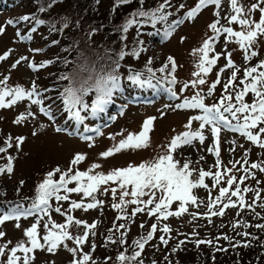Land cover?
I'll return each instance as SVG.
<instances>
[{"label":"rangeland","instance_id":"rangeland-1","mask_svg":"<svg viewBox=\"0 0 264 264\" xmlns=\"http://www.w3.org/2000/svg\"><path fill=\"white\" fill-rule=\"evenodd\" d=\"M17 1L19 2V0ZM103 1V6L105 7L113 3L114 0ZM26 2L28 3L26 5L24 0L22 3H19V9H16L14 5H10L9 2L3 4L5 8L0 6V26L4 28L3 33H0V56L8 53L5 59L0 60V80L8 77L6 82L7 87L15 88L16 86H21L26 90H31L33 84H35L36 91L41 93V95L39 97L34 96L32 99H41L42 104H33L32 99L25 98L11 107L0 108V147H7L6 143L3 144L1 142L2 136L6 140L9 137L12 138V147H8L5 152L0 153V167H5L9 162L8 158L11 157L13 169L11 173L7 171L0 173V215L8 212L10 208L16 205L28 208L36 196L37 186L45 179L46 174L56 167H59L62 171H67L71 160L77 153L85 155L86 159L80 164L73 166L74 171H87L93 164H99L100 168L94 169V172L107 174L113 169L124 168L129 164L138 165L166 154L168 145L173 137L189 130L202 132L205 137L203 143L197 138L193 140L191 145L178 147L172 155L175 160L179 161L180 166L185 161H191L190 169L196 170L193 171V177L198 175V170L200 169L223 172L225 168H232L233 170L230 175H235L239 179L242 176L241 174L247 175L241 165L249 167L255 161H264V149L247 140L241 133L222 128L219 133V160L221 161V166L217 168L216 161L218 157L214 152L208 151L209 148H214L216 140L211 131L212 126L205 125L201 129V121L192 120L191 128L185 127L193 116L202 115V111L200 109L175 107L177 104L183 103L185 98H191L197 91L202 90L205 98L204 102L208 106L218 103L221 95L224 93L223 83L227 82L228 77L231 75V70L228 69L221 74V84H218L214 92L208 95L209 86L216 80L220 68L226 64L224 55H221L217 64L213 66L212 71L204 77L206 80L205 85H200L197 88H193L190 85L188 88H184V85L196 79L193 73L198 70L196 64L198 63L199 55H193V50L200 48L205 39L214 36L208 25L218 18L214 15L215 12L219 11L220 25L232 27L234 31L241 30L238 23L230 24L225 18L232 14L230 0H222L220 9H217L214 5L207 6L201 10L195 19H186L185 14L195 7L198 0H170L171 7H167L166 11L172 13V15L168 17L167 21H158L155 25L152 23L149 25L146 21L138 30L130 32L129 36L125 34L124 42L129 47V53L126 55L128 59L135 52L138 40L142 46H145V52L137 64L141 63L145 65L144 62L148 60V64L154 66L156 63L162 64L167 57L171 56L175 60L177 67L174 72H171L172 77L161 79V82L164 84L158 83L159 77L151 76L152 86L145 84L142 86L143 90L137 92L138 84L133 83L132 80L125 76V87L117 90L119 93L106 106L105 111L93 115L89 107L88 110L81 111V115L85 117L82 122L75 121L71 117V113L65 109L60 92L56 91V89L60 90V87L55 88L50 84L49 73L50 71L56 72L53 69L54 67H50V63L44 67H39L40 64L50 61L48 57L55 53V44L60 40L61 36L59 34L53 36L47 30L44 32L40 30L32 31L27 27L24 30L21 27L22 20L19 17H22L23 14L28 15L32 9V4H34L33 0H26ZM256 2L257 0H240V3L245 8L250 7ZM147 3L162 4L164 0H149L143 4L147 5ZM181 4L184 5V8H180ZM22 6H25L26 9H22ZM139 6H136V8ZM143 9L148 10L146 7ZM252 18L258 21L260 12L256 11L252 13ZM175 20H182L183 22L176 26L169 36L164 37L165 29ZM9 21H13V23H9ZM118 24L117 21L116 25ZM22 29L25 31V34L21 31ZM63 29L61 28L60 30L62 31ZM120 29L121 27H118V30ZM88 35L90 36L91 32ZM225 35H222L218 40L213 42L214 51L209 53L210 57L216 53L225 52ZM21 36H31V39H21ZM76 36L77 43L79 40H85L86 38L83 32H80L79 35L76 32ZM145 42L147 43L145 44ZM37 49L40 51H35ZM255 50L258 51V56L245 62L243 50L239 48L238 44L235 42L227 43L226 51L232 52V60L240 68L236 81L237 84L243 78L245 67L255 66L259 61L264 60V38L259 40ZM22 57L26 59H21ZM151 57L154 61L152 60L149 63ZM18 60L20 63L17 64ZM118 60L125 64L126 70L124 73L131 75L130 68L126 66L127 63L122 59ZM84 63L85 61L82 64ZM14 64L16 65L15 67H13ZM30 64L36 67H30ZM69 64L74 67L75 61H71ZM157 66L159 65L156 64L154 68ZM170 71L171 65L165 69L167 74H170ZM87 75V72L81 73L77 77V80L80 81ZM173 77L175 78V83H170ZM140 79L149 80L147 77ZM67 86L68 84L64 85L63 89ZM3 87L5 85L0 84V88ZM169 88L172 92L176 93L175 96L168 91ZM94 93H88L84 96V101L89 106L95 99ZM8 99H11V97H6V101ZM245 99L246 102L250 103L253 99L252 94L249 93ZM117 100L118 103L116 102ZM116 104L117 106L120 104L118 108ZM42 107L47 109L48 112H42ZM119 110L121 113H119ZM28 112L33 113V115L28 116L26 120L20 123H15L20 114L24 113L27 115ZM149 117H154L155 119L152 130L149 133L147 147L122 150L108 158L101 156V153L113 148L122 139H125L129 133H139L142 130L144 121ZM229 119H231L230 116ZM235 122L233 121V123ZM86 128L95 131H86ZM34 132L36 133L35 135H33ZM17 137H24L23 143L19 147H17ZM85 137H91V139H85ZM262 137H264V134H262ZM232 148L235 150L230 151ZM246 152L248 153L247 157H245ZM201 157L203 159H200ZM245 159H247L248 164H244ZM235 161H240V164H237L233 168ZM237 169L240 170L237 171ZM59 177L60 173H56L53 179L59 180ZM246 182L252 186L256 180L253 183L249 178L246 179L240 185L242 189L245 187ZM205 183L209 185L213 198L218 195L219 187L227 186L222 182L221 185L212 188L213 181L211 177H206ZM68 186L74 187L75 182ZM107 187H116V185L109 183ZM193 192L198 197V201L202 200L204 203L199 207L189 205V211L179 217L170 216L167 220L161 219L152 239L157 244V248H168L173 241L178 243L179 239H184L185 237L191 240L195 236L193 235L194 231L195 233H203L219 225L221 222L225 227L237 225L236 227L238 228L245 207L241 208L237 204L235 208L230 207L225 209L223 216H205L203 214L208 212L205 206L208 203V190L200 187L194 189ZM60 194L64 195L65 193L61 190ZM241 194L244 197L246 196L243 192ZM67 195L69 196L68 201H56L54 198L49 201L51 220L55 223L64 224L67 222V215H72L74 219L86 221L88 224L96 222L97 227L94 229L95 236L89 234L88 240L81 247L83 252H91L97 264H105L106 262L109 246L104 247V243L109 244L108 237L112 235V239L118 238L116 233L114 234V232L109 231V229H113L112 225L114 222L126 225V228L120 229V231L126 232L127 237L137 233L141 237L147 236L151 225L157 223L156 217L148 216L146 211L137 213L131 219L117 220V216L121 215V213L113 209L111 205L118 202V199L114 200L110 192L106 195L97 193V199L103 200L104 204L101 207L87 211L83 209L67 211L71 201H81L82 194L67 193ZM118 195L119 191L117 192V197ZM126 199H130V197ZM144 199H147V197H144ZM232 199L237 200V197H232ZM83 202L85 204L89 203L91 202V198H83ZM58 206L61 207V211L65 212L66 215H61L54 211ZM177 206V203H174L170 210L175 211ZM220 206L217 205V209ZM134 207L136 206H127L126 212L128 216H131ZM217 209H213V211ZM192 212L198 213L196 219H193L189 214ZM209 219L211 223H209ZM38 220L37 231L39 236L43 237L47 232L43 225L49 220V216L43 213H34L27 217H21L19 220H7L0 224V232L5 233L4 237L0 238V245L11 241L8 244V248H11L20 241H27V237L24 235L25 230L30 228L34 223H37ZM142 224L144 225L143 228L140 227ZM165 224L171 228L169 233L161 231ZM69 231L73 236H78L83 235L85 228L83 225H73L69 228ZM161 235L168 240L167 245L160 241L159 237ZM41 243H43V240H41ZM65 243L68 247L75 246L72 241H66ZM92 244H95L94 252L91 249ZM146 252L143 253L145 254ZM17 255L23 256V253L18 252ZM34 256V264H53V262L54 264H70L73 259L72 254L63 246L54 254L48 253L46 250H37ZM5 259L6 256L0 257V264ZM107 264H111L110 259L107 260Z\"/></svg>","mask_w":264,"mask_h":264},{"label":"snow or ice","instance_id":"snow-or-ice-1","mask_svg":"<svg viewBox=\"0 0 264 264\" xmlns=\"http://www.w3.org/2000/svg\"><path fill=\"white\" fill-rule=\"evenodd\" d=\"M131 0H116L115 7L120 4H128ZM144 0H140L141 8L131 14L125 24L122 26L124 32H127L133 25H138L141 21L138 18L150 19L152 24L155 25L158 21H167L168 17L172 13L167 12L166 8L171 7L170 0H164V3L160 4L158 7L151 10L143 9ZM222 0H198L195 7L191 8L186 12V19H195L202 9H205L209 5H214L217 9H220ZM264 0H257L250 7L245 8L240 0H230L231 13L229 16L225 17L230 24L238 23L241 30L234 31L232 27H225L220 25L219 11L215 12L218 18L208 25L209 29L214 33V36H210L204 40L202 46L198 49L193 50V55H199L198 63L196 68L198 69L193 73L196 79L184 85V88H188L189 85L193 88H197L200 85H205V76L210 73L213 66L217 64L218 59L221 55H224L226 59V64L224 67L220 68L217 73V78L208 88V95H211L216 86L221 84V74L225 72L226 69L231 70V75L228 77L227 82L223 83L224 93L221 95L218 103L208 106L204 102V95L201 91H197L195 95L191 98H185L183 103L177 104L176 108H186V109H200L202 115L193 116L189 123L185 125L186 128H191L192 120L201 121L200 128H204L205 125H211V131L213 136L216 137L214 148H209V152H214L218 157L216 161V167L221 166V161L219 160V133L222 128L229 129L234 132L241 133L250 142L258 145L260 148L264 149V60L259 61L255 66L245 67L243 70V78L239 80V84L236 83L238 79V73L240 68L232 60V52L226 51L227 43L235 42L238 44L239 48L243 50L245 62L250 61L253 57L258 56V51L255 50L256 46L261 38H264ZM180 8H184L181 4ZM115 10V8H114ZM259 11L260 18L258 21L252 18V13ZM24 21H28L30 17L24 16L21 18ZM34 19V18H32ZM182 20H175L167 26L164 31V37H167L175 30V27L182 23ZM13 23V21H9ZM36 23L42 24L44 21L37 20ZM218 25H220L218 27ZM67 27V24L64 25ZM35 31V29H32ZM54 30V27H53ZM4 28L0 26V33H3ZM225 35V52L216 53L214 56L210 57L209 53L214 51L213 42L218 40L222 35ZM19 35V33H18ZM21 39H31V36H21ZM35 51H40L39 49ZM138 52H134L133 55H138ZM8 53L4 56H0V60L7 57ZM125 53L122 51L119 54V59L124 58ZM21 59H26L22 57ZM150 62V61H149ZM168 62L171 65V72H174L177 65L172 57L168 58ZM17 64L20 63L18 60ZM51 63V61H46L39 65V67H44L46 64ZM67 63V61H66ZM116 67L112 69L111 72L104 73L103 70H96L94 63L89 66L88 62L85 61L83 65L78 67L77 75L80 73L87 72L88 75L82 80L78 81L76 76L73 74H65L60 77L61 80L69 81L67 87L63 89L60 93L64 107L67 111L71 113V117L77 122H82L85 117L81 115V111L88 110L91 108V113L93 115L104 112L106 106L112 102L113 93L120 87V77L118 75V69L120 67L119 62H115ZM16 65L14 64L13 67ZM30 67H36L35 65H29ZM168 68V64H165L163 68L160 69L161 72ZM148 71L151 73L152 69L149 68ZM141 74L137 73L129 76V79L140 86L145 84L151 85V80H141ZM8 77L4 80H0V84L5 85V87L0 88V108L11 107L18 101L24 100L25 98L32 99V97H39L41 93L36 91L35 84L31 90H26L21 86H16L15 88H9L6 85ZM170 83H175V78L173 77ZM242 86V87H241ZM95 91V99L89 106L84 101V96L90 91ZM183 90V89H182ZM168 91L175 96L176 93L172 92L169 88ZM252 94V101L246 102V97ZM6 97H11L6 101ZM33 104H42L41 99H32ZM42 112H48L47 109L41 108ZM227 114V115H226ZM239 114V115H238ZM33 113L28 112L27 115L24 113L20 114L15 123H20L27 119L28 116H32ZM229 116L231 119H229ZM154 117H149L144 121L142 125V130L139 133H129L125 139H122L113 148L101 153L103 158H108L115 153L127 149H141L148 146L149 143V133L152 130ZM233 121H236L233 123ZM60 130V129H58ZM86 131H95L91 129H85ZM36 133L34 132L33 135ZM199 139L203 143L205 137L200 131L193 132L191 130L185 131L171 140L168 145L167 153L160 155L152 161H145L138 165L129 164L124 168H117L109 171L107 174L103 172H94V169L100 168L99 164H93L87 171H74L73 166L80 164L86 159L85 155L77 153L70 162V166L67 171H62L59 167H56L52 171L46 174L45 179L37 186L36 196L32 204L28 208H24L22 205H16L9 209L8 212L0 215V224L7 220H19L21 217H27L33 215L34 213H43L49 216V220L44 223V228L47 230L43 237L39 236L37 223H34L30 228L25 230L24 235L27 237V241H20L14 247L8 248V244L0 245V257L6 256V259L2 264H34L35 256L34 253L37 250H46L48 253L54 254L61 246L67 249L69 253L72 254L73 259L70 264H97L96 260L93 259L91 252H83L82 245L86 243L89 238V234L95 236L94 229L97 227V223L93 222L88 224L86 221L79 219H74L72 215H67V222L64 224L55 223L51 220L50 216V204L51 199L56 201H68L69 196L67 193H79L82 194L81 201H71L70 207L67 211H72L75 209H83L87 211L89 209H95L101 207L104 204L103 200L97 199L96 194L106 195L111 193L114 200L118 199V202L113 203L111 207L118 210L121 215L117 216V220L121 219H131L135 217L137 213L147 212L150 217H156L157 223L151 225L147 236L141 237L134 240L132 243L135 248L139 250H134L131 256L126 255L127 249L120 252L117 256V260L120 264H126V262L135 261L136 264H144L141 254L145 248L148 241L153 239L154 233L158 229V223L161 219L167 220L170 216L179 217L184 213L189 211L188 206L193 205L199 207L204 201L199 200L194 194L193 190L197 188H204L208 190V203L205 205L208 209L205 216H223L225 214V209L235 208L237 204L241 208L247 207L255 211L253 205L256 200H264L261 197L260 189H252L249 187H244L243 189L240 185L248 179V176L254 177V174L250 172V169H259L264 172V161L259 163H251L249 167H241L243 171L248 175H242L237 178L235 175H230L232 168H225L223 172L221 171H205L203 169L198 170V175L193 177L194 169H190L191 161H185L182 166H180L179 161L175 160L172 153L183 145H191L193 140ZM11 137L5 142L7 147H0V153L5 152L8 147H12ZM85 139H91V137H85ZM17 147L23 143L24 137H17ZM232 148L230 151H234ZM248 153H245L247 157ZM200 159H203L201 157ZM8 164L5 167H0V173L7 171L12 172V158H8ZM230 163H232L230 161ZM240 161H235L233 163V168ZM244 164H248L247 159L244 160ZM240 169H237L239 171ZM56 173H60L59 180H54L53 177ZM211 177L213 184L212 188H216L221 185L222 182L227 186H221L218 190V195L214 198L211 195V189L209 185L205 183V178ZM226 177V179H225ZM75 182L74 187H69V184ZM23 183V182H21ZM109 183L115 184L116 187H107ZM260 183V181H257ZM233 186H235L233 188ZM63 190L65 193L61 195L60 192ZM119 195L117 197V192ZM242 192H254V198L252 203H246L244 195ZM91 198V202L84 203L83 198ZM130 197V199H126ZM147 197V199H144ZM232 197H237V200H233ZM227 201V202H224ZM177 203V208L175 211L170 210L172 205ZM128 205H135L132 209L131 216H128L126 208ZM217 205H221L217 209ZM152 206V207H149ZM264 208V202L259 205ZM213 209H217L213 211ZM56 213L61 215H66L65 212L61 211V207H56L54 209ZM193 219H196L198 213H189ZM259 216V213H256ZM209 223L211 220L209 219ZM51 225V226H49ZM81 226L83 225L85 231L83 235L73 236L69 231L71 226ZM237 225H233L236 227ZM247 226V225H245ZM19 227V225H17ZM141 228L144 225H140ZM257 228H264V224L255 225ZM113 228L117 232L120 229L126 228V225L121 223L118 226L113 224ZM112 232V229H109ZM164 233H169L171 228L165 224L161 229ZM126 232H121L119 243L124 245L127 243L123 237ZM4 232H0V238H3ZM193 235H197L195 231ZM242 236H250V233L244 232L239 233ZM224 239H230L225 236ZM160 241L167 245L168 240L165 239L163 235L159 237ZM219 239V237H217ZM252 239H258L257 237H252ZM43 240V243H41ZM111 243H116L117 241L112 239V236L108 237ZM66 241H72L74 247H68L65 243ZM184 241H180L183 244ZM197 246L200 244H211V240H197L195 241ZM240 244L238 241L233 247ZM243 246L248 247L250 243H245ZM92 251H95V244L91 246ZM217 251H227V249L217 248ZM175 251V249H173ZM23 253V256L17 255V253ZM111 259L106 258L107 260ZM54 264V262H53ZM155 264V262H154Z\"/></svg>","mask_w":264,"mask_h":264},{"label":"trees","instance_id":"trees-1","mask_svg":"<svg viewBox=\"0 0 264 264\" xmlns=\"http://www.w3.org/2000/svg\"><path fill=\"white\" fill-rule=\"evenodd\" d=\"M23 0H0V6L5 8L3 4L9 2L10 5H14L16 9H19V3H22ZM149 1V0H144ZM32 9L30 13L23 14L22 17L28 16L30 19L24 21L19 17L21 22V27L25 30L26 27L44 32H51L53 36L60 35V40L55 44L56 49L55 53L48 57L50 59V67H54V71H50L49 79L50 84L59 91H63V86L69 84L67 80H61L60 77L65 74H73L76 78L81 74L77 75L78 67L83 65V61H87L89 66L93 63L97 70H103L104 73L111 72L113 68L116 67L115 62H119L118 75L120 77V89L125 87L124 80L126 77L134 74H142L140 78L147 77L151 80V76L159 77L158 83L164 84L161 82V79H167L172 77V74H167L165 70L160 71L161 68L168 64V58L162 63H156L159 66L155 67L148 64V60L144 64H137L139 59L143 57L145 52V46L140 44V41L137 40V48L135 52H138V55H132L130 59L126 57L129 53V47L124 39L126 36L130 35V32L136 31L139 27H142L146 21L151 25V20L145 18H138L141 23L138 25H133L128 29L127 32H124L122 26L125 22L131 18V14L141 8L140 0H131L128 4H120L118 7H115L116 0L113 1L110 5L103 6V0H33ZM25 5L28 4L24 0ZM140 5V6H139ZM160 3H147L143 4V8L154 9L158 7ZM136 6H139L136 8ZM115 8V10H114ZM22 9H26L25 6H22ZM34 18V19H32ZM37 20H42L40 26L36 23ZM118 21V25L117 21ZM67 24V27L64 25ZM54 27V30H53ZM118 27H121L118 30ZM61 28H64L62 31ZM21 30L25 34L24 30ZM33 31V30H32ZM76 32L79 35L80 32L85 33V40H77L76 42ZM91 32V35L88 34ZM126 34V36H125ZM96 37V38H95ZM134 42V41H132ZM131 42V43H132ZM147 42H145L146 44ZM140 44V46H139ZM124 52V60L129 68L131 75L124 73L125 64L120 62L119 54ZM149 59V61H152ZM67 61V63H66ZM75 61L74 67H72L69 62ZM154 61V60H153ZM150 63V62H149ZM151 66V67H149ZM151 68L152 72L150 73L148 69ZM166 69V68H165ZM126 76V77H125ZM143 87L138 85L137 91H142ZM94 93L95 91H90L89 93ZM117 90L113 93L112 100L116 94ZM96 95V93H94ZM7 140L2 136L1 142L5 144ZM256 160V158H254ZM261 161H255L254 163H259ZM250 172L254 174L255 178L248 176L250 181L254 183L250 186L246 182L245 187L252 189H260L261 197L264 198V172H261L259 169H250ZM244 175V174H241ZM248 175V174H247ZM260 181V183H257ZM1 185V184H0ZM245 196L246 203H252L254 198V192H243ZM264 202V200H256L253 205L255 211L250 208L245 207L243 209V217L237 227H225L223 224L219 223L212 229H208L203 233H197L193 239L189 240L186 237L184 239H179V242L173 241V243L168 248L159 249L157 244L152 240L148 241L145 245L141 257L144 264H264V228H257L255 225L264 224V208H261L259 205ZM256 213L260 215L257 216ZM118 226L119 224L115 222ZM247 225V226H245ZM113 226V225H112ZM114 234L118 235V238H115L116 243L108 242L109 244L104 243V247H108L107 258L110 257L111 264H120L117 260V256L120 252L127 249L125 253L128 256H131L134 250H139L133 245V241L141 237L139 233L131 234L130 237L125 235L124 240L127 241L124 245L119 243L121 238L120 233L116 231L115 228L112 229ZM125 231V230H123ZM122 232V231H119ZM250 233V236H242L239 233ZM108 236V235H107ZM106 236V238H107ZM112 236V235H111ZM229 237L230 239H224L223 237ZM219 237V239H217ZM252 237H257L258 239H252ZM105 239V238H104ZM197 240H211V244H200L197 246L195 241ZM180 241H184L183 244H180ZM240 244L236 247H233L237 242ZM245 243H250V246H243ZM217 248L227 249V251H217ZM175 249V251H173ZM126 264H136L135 261L126 262Z\"/></svg>","mask_w":264,"mask_h":264}]
</instances>
